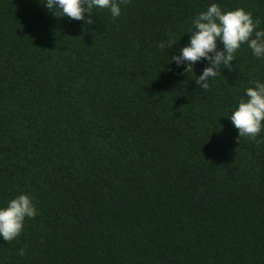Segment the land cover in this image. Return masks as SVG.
<instances>
[{
	"label": "trees",
	"instance_id": "16d2710c",
	"mask_svg": "<svg viewBox=\"0 0 264 264\" xmlns=\"http://www.w3.org/2000/svg\"><path fill=\"white\" fill-rule=\"evenodd\" d=\"M212 2L264 29V0H127L90 25L0 0V203L37 209L0 264H264V142L223 117L264 59L242 44L207 89L203 59L169 64Z\"/></svg>",
	"mask_w": 264,
	"mask_h": 264
},
{
	"label": "clouds",
	"instance_id": "9594fccd",
	"mask_svg": "<svg viewBox=\"0 0 264 264\" xmlns=\"http://www.w3.org/2000/svg\"><path fill=\"white\" fill-rule=\"evenodd\" d=\"M127 0H43V6L59 17L66 15L69 19L92 24L90 18L94 8L108 9L112 17H118L121 5ZM89 14L85 16L84 14ZM260 21L253 18L252 13L243 8L231 10L222 8L218 3H210L205 10L197 13L192 20V30L188 41L171 54L169 64H175L182 72L194 73V65L203 59L206 66L194 80L202 89L209 87L210 78L217 76L220 69L231 66L236 51L242 44H247L252 55L264 59V29L259 27ZM177 42V41H176ZM176 42H162L159 47L171 48ZM218 44L222 47H218ZM195 74V73H194ZM221 74V73H220ZM237 130V139L247 137L257 143L264 142L259 134L264 130V81L255 80L244 90L237 105L226 116ZM259 137V138H258ZM37 215L33 198L21 193L0 203V239L12 241L24 228L26 218ZM19 255L25 254L20 249Z\"/></svg>",
	"mask_w": 264,
	"mask_h": 264
}]
</instances>
